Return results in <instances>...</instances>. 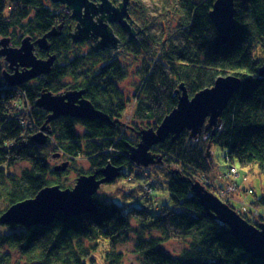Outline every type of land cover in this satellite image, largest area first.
Returning a JSON list of instances; mask_svg holds the SVG:
<instances>
[{
    "label": "trees",
    "instance_id": "1",
    "mask_svg": "<svg viewBox=\"0 0 264 264\" xmlns=\"http://www.w3.org/2000/svg\"><path fill=\"white\" fill-rule=\"evenodd\" d=\"M214 1L178 0V42L177 37L158 39L143 29L129 38L120 26L113 27L125 50L135 57L143 55L145 76L133 95L137 99L133 117L147 128H131L129 134L119 121L124 100L117 85L125 71L108 48L95 51L89 46L83 51L85 41L73 43L69 36L72 19L61 3L0 0V48L3 43L18 47L24 37L35 41L52 28L60 31L48 37L46 50L35 45L38 57L55 56L49 73L18 86L7 85L9 67L0 55V216L8 206L34 197L45 186L68 187L48 163L54 152L69 161L80 155L89 159L88 170L78 169V176L107 164L119 167L120 176L125 175L121 169L140 167L130 160L129 148L135 146L142 130L156 128L177 105L181 84L193 96L212 86L219 76L235 75L242 81L214 126L202 127L195 137L184 130L174 140L168 136L150 147L156 161L145 167L147 175L153 172L154 182H164L170 203L157 204L151 210L143 203L129 205L125 199L119 203L95 194L93 203L98 209L90 215L59 213L49 226L0 222L8 229L0 233V264H99L93 256L99 250L104 264H122L123 252L115 243L126 237L131 218L143 229L160 231L159 235L136 237L133 252L139 256V264H262L241 248L227 225L206 214L190 188L193 183L205 187L202 178L212 169V145L226 150L224 158L230 164L235 160L243 167L256 166L264 174V0H234L235 26L226 45L220 43L209 17ZM137 8L138 4L131 5L135 13ZM75 89L84 90V98L110 121L69 116L46 121L48 112L36 106L39 95ZM24 97L34 118L26 125L20 123V112L13 105L15 99ZM78 124L84 128L81 134L76 131ZM43 125L48 139L39 145L31 137ZM21 161L30 166L18 175L8 172ZM127 178L131 180L130 175ZM254 202L264 205V194ZM170 239H181L187 246L178 254L165 252L162 244ZM12 252L19 253L22 261L12 260Z\"/></svg>",
    "mask_w": 264,
    "mask_h": 264
},
{
    "label": "water",
    "instance_id": "2",
    "mask_svg": "<svg viewBox=\"0 0 264 264\" xmlns=\"http://www.w3.org/2000/svg\"><path fill=\"white\" fill-rule=\"evenodd\" d=\"M53 3L65 5L70 18L76 21L75 33H70L73 42L92 40L95 51L116 47L119 41L114 34L111 24H118L129 38L134 36L131 26L132 19L128 11L129 0H122L118 5L111 0H51ZM234 0H215L209 17L218 33V39L223 45L232 38L234 22ZM60 33L52 28L35 41L24 37L18 47L3 43L0 55L8 63L9 72L5 81L9 87L18 86L38 76L49 73L54 62V55L40 58L35 54V45L47 49L48 37ZM263 73V71H261ZM242 85L235 75L219 76L210 87L195 92L189 96L184 84L179 86L177 105L166 114L160 125L144 129L140 132L141 140L130 149V160L140 167H147L156 160L150 155V147L163 142L168 136L174 140L184 130L192 137L198 134L202 127L214 126L227 101ZM36 101V106L48 112L47 120L52 121L60 116L77 119H99L110 121L108 116L84 98V90H69L60 94L43 91ZM47 127L43 125L31 137L34 143L43 145L47 141ZM59 156L56 154L54 157ZM69 162L56 164L53 170L64 171ZM100 175V176H99ZM99 176V177H98ZM119 176V167L107 164L94 173L81 174L76 178L72 187L62 188L58 184L48 185L37 194L10 206L1 214V223L20 224L26 227L32 225L49 226L56 215L79 216L93 214L98 207L93 200L99 185L111 182ZM206 214L227 225L231 235L251 258L264 264V222L251 224L235 209L223 202L217 195L208 191L202 184L193 183L190 187Z\"/></svg>",
    "mask_w": 264,
    "mask_h": 264
},
{
    "label": "rangeland",
    "instance_id": "3",
    "mask_svg": "<svg viewBox=\"0 0 264 264\" xmlns=\"http://www.w3.org/2000/svg\"><path fill=\"white\" fill-rule=\"evenodd\" d=\"M132 4H138L140 6V8H137L138 11L136 13L131 11ZM129 6L130 9L128 12H130V18L132 19L131 26L135 32H140L143 29L154 34L158 39L173 38V36L176 38L177 35H179L178 29L181 21V14L178 10V0H132V2L129 3ZM65 12H68L67 9H65ZM74 22L75 20H72L73 24L71 26L70 33H75ZM110 26L113 29L115 25L112 23ZM114 31L115 30H113V32ZM70 39L73 42L71 36ZM118 39L119 41L117 46L109 47L108 51L112 56L119 60L120 65L125 71L124 78L121 79L117 85L123 94L122 98L124 100V109L122 111V116L120 117L121 120L119 121L120 123L122 122V128H125V130L127 129L126 131L130 134L131 128L132 130L137 129L138 131L140 128L145 127L144 123L137 121L133 117L134 108L137 103V99L133 95L137 93L138 84L143 81L145 76L143 68L144 62L143 55L135 57L129 51L125 50V48L120 43L121 41L119 37ZM175 40L178 42L180 37H177ZM84 41L86 43L83 45V51H85L89 46L95 44V42L92 40ZM73 43L79 42L76 41ZM22 100L23 99H15L13 101L15 109L20 112V122L25 118L22 109L17 107V104L22 103ZM26 121H29V119ZM31 121H34L33 117ZM21 124L24 125V123ZM76 131L79 134L83 133V126L80 124L76 125ZM134 134L135 136L137 135L136 133ZM49 137L51 142L54 144V136L50 134ZM135 140H137L135 144L137 145L141 138L139 137V139L136 138ZM211 153L213 161V165H211L212 169L207 178H202L204 183H206L205 188L213 194H216L217 191L223 189V187L226 185L231 186L233 188L231 192L219 194L217 197H219L223 202L231 204L237 212H239L241 215H245L244 217L246 219L249 217L252 222H263L260 215L264 216V205H260L254 201L256 198L261 197L264 194V174H261L260 170L256 166L243 167L235 160L230 164V162L226 161L224 158L226 150L222 149L219 145H212ZM54 154L56 155L54 152L48 162L50 163L52 169L56 164L58 165L64 161L69 162L67 169L59 172V179L64 185H67L68 187H72L75 184L76 178L78 177V169L88 170L89 168V159L87 160V158L83 155H80L78 158H74L73 160L69 161V159L66 160L64 156L60 157V154L59 156L54 157ZM29 166L30 163L28 161L17 162L9 168L8 172L18 175ZM232 168L235 169V172L231 171ZM121 170L125 175L120 176L119 174V176L114 180H111V182L99 185V188L96 192V195L99 199L109 200V198H113L115 202L119 203L125 199L126 203L129 205H142L143 203L146 204L151 210H154L157 204H161L163 202L170 203V198L167 190L165 189L164 182L162 184V181L159 179L154 182V179H152L154 178L153 172L147 175V169H145V167H133L132 169L125 167ZM137 171L139 172L138 175H136ZM129 175L131 180L127 178ZM50 177L55 178L54 175H51ZM148 186L152 187L151 191L148 190ZM135 187H139V189L133 190ZM148 192L149 194L147 195ZM0 207H2L1 204ZM129 223L130 227L125 232L126 237H123L118 242H116L115 248L118 251L123 252L122 264H139V256L133 252V244L134 241H136V237L159 235L160 231L152 228L143 229L139 226L138 222H136L135 219L132 220V218L130 219ZM7 230L8 229L6 226L0 225V233ZM186 246V242L181 239H170L164 241L162 244L165 252H169L171 254H178ZM11 255L13 258L12 260L22 261V259H20L21 256L19 253L12 252ZM93 256H95V259L99 264H104L102 252L100 250L97 251Z\"/></svg>",
    "mask_w": 264,
    "mask_h": 264
},
{
    "label": "built area",
    "instance_id": "4",
    "mask_svg": "<svg viewBox=\"0 0 264 264\" xmlns=\"http://www.w3.org/2000/svg\"><path fill=\"white\" fill-rule=\"evenodd\" d=\"M17 107L19 109H22V112L24 113V117H25L24 120H22L20 123H24V125H26V124L32 122L31 121V119L33 117L32 108H31V105H29L28 100L26 99V97L23 98L22 103L17 104ZM27 119H29V121H26ZM231 171L235 172V169L232 168ZM220 190L217 191L215 195L219 196V194H222V193H225V192L229 193V192H231L233 190V188L231 186L226 185L225 187H223V189H220Z\"/></svg>",
    "mask_w": 264,
    "mask_h": 264
},
{
    "label": "flooded vegetation",
    "instance_id": "5",
    "mask_svg": "<svg viewBox=\"0 0 264 264\" xmlns=\"http://www.w3.org/2000/svg\"><path fill=\"white\" fill-rule=\"evenodd\" d=\"M119 4V3H118ZM118 4H116V5H118ZM129 9H130V6H129V8H128V11H129ZM127 11V12H128ZM129 13V15H130V12H128ZM74 25H76V21L74 22ZM113 25H117V26H119L118 24H113Z\"/></svg>",
    "mask_w": 264,
    "mask_h": 264
},
{
    "label": "bare ground",
    "instance_id": "6",
    "mask_svg": "<svg viewBox=\"0 0 264 264\" xmlns=\"http://www.w3.org/2000/svg\"><path fill=\"white\" fill-rule=\"evenodd\" d=\"M38 131H39V130H38ZM244 216H245V215H242L243 218H245ZM245 219H246V218H245ZM246 220H247V219H246Z\"/></svg>",
    "mask_w": 264,
    "mask_h": 264
}]
</instances>
